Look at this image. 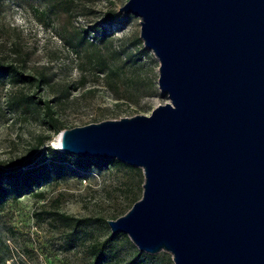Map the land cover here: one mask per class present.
<instances>
[{
	"label": "water",
	"instance_id": "obj_1",
	"mask_svg": "<svg viewBox=\"0 0 264 264\" xmlns=\"http://www.w3.org/2000/svg\"><path fill=\"white\" fill-rule=\"evenodd\" d=\"M169 103L61 131L59 152L143 173L107 222L174 264H264V0H128Z\"/></svg>",
	"mask_w": 264,
	"mask_h": 264
},
{
	"label": "rangeland",
	"instance_id": "obj_2",
	"mask_svg": "<svg viewBox=\"0 0 264 264\" xmlns=\"http://www.w3.org/2000/svg\"><path fill=\"white\" fill-rule=\"evenodd\" d=\"M127 1L0 0V59L36 79L16 85L0 78V166L35 160L46 146L57 150L63 130L150 116L169 103L157 84L159 62L140 39V19L101 27L107 36L101 40L102 15ZM20 96L34 103L17 104ZM38 102H48L52 119ZM67 168L64 178L33 193L8 195L0 207V264H91V248L101 244L111 256L107 264L135 258L139 251L126 234L107 242V222L141 199L142 170L122 163ZM139 253V264H174L167 252Z\"/></svg>",
	"mask_w": 264,
	"mask_h": 264
},
{
	"label": "trees",
	"instance_id": "obj_3",
	"mask_svg": "<svg viewBox=\"0 0 264 264\" xmlns=\"http://www.w3.org/2000/svg\"><path fill=\"white\" fill-rule=\"evenodd\" d=\"M132 17L130 15H123L113 10L105 12L101 17L100 29L102 31L103 41L107 36L103 30V26L115 27L117 25L127 23ZM101 65L105 62L101 60ZM111 75H115V72H110ZM43 81L48 82L46 78L41 75ZM0 78H8L10 83L16 85H32L36 82V79L23 72L20 66H16L12 63H7L0 59ZM113 87V83L109 84ZM34 97L32 96H20L16 99V103L21 102L25 105L34 103ZM37 104H43L45 112L52 119L53 112L51 111L48 102ZM121 164L120 162L105 161L95 158L80 157L75 155L63 154L57 150L52 149L50 146H46L39 151L38 156L35 160H27L21 162L15 160L3 164L0 166V207L3 206L8 195L12 192L15 197L20 195H26L33 193L42 183L48 182L50 179H61L64 178L68 173L67 166H78L85 169L91 167H98L99 169L107 167L112 164ZM62 219L70 221L71 218L61 215ZM76 226L82 223L81 220H73ZM119 236L111 234L107 242L116 240ZM92 262L91 264H107L111 260V256L106 253L104 244L100 247L93 246L91 248ZM143 254L137 252L135 258L132 259L130 264H139V259Z\"/></svg>",
	"mask_w": 264,
	"mask_h": 264
},
{
	"label": "bare ground",
	"instance_id": "obj_4",
	"mask_svg": "<svg viewBox=\"0 0 264 264\" xmlns=\"http://www.w3.org/2000/svg\"><path fill=\"white\" fill-rule=\"evenodd\" d=\"M60 144H61V134H59L56 139H55V149H57L58 151L60 150Z\"/></svg>",
	"mask_w": 264,
	"mask_h": 264
}]
</instances>
